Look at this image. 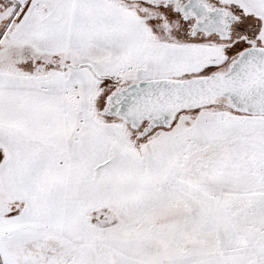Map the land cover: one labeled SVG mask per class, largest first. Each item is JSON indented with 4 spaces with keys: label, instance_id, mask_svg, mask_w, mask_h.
<instances>
[{
    "label": "snow or ice",
    "instance_id": "6c2138e0",
    "mask_svg": "<svg viewBox=\"0 0 264 264\" xmlns=\"http://www.w3.org/2000/svg\"><path fill=\"white\" fill-rule=\"evenodd\" d=\"M0 264H264V0H0Z\"/></svg>",
    "mask_w": 264,
    "mask_h": 264
}]
</instances>
